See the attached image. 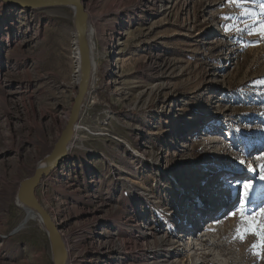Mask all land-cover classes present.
Returning <instances> with one entry per match:
<instances>
[{
    "label": "rangeland",
    "instance_id": "obj_1",
    "mask_svg": "<svg viewBox=\"0 0 264 264\" xmlns=\"http://www.w3.org/2000/svg\"><path fill=\"white\" fill-rule=\"evenodd\" d=\"M83 2L93 83L65 162L35 190L68 264H168L139 253L167 241L175 264H264L258 238L236 234L264 209V0ZM75 54L71 9L0 3V264H52L16 191L64 128Z\"/></svg>",
    "mask_w": 264,
    "mask_h": 264
},
{
    "label": "water",
    "instance_id": "obj_2",
    "mask_svg": "<svg viewBox=\"0 0 264 264\" xmlns=\"http://www.w3.org/2000/svg\"><path fill=\"white\" fill-rule=\"evenodd\" d=\"M0 3L23 10H41L48 8H69L73 11V27L78 54V79L76 94L73 97L64 128L61 130L53 147L34 168L32 174L20 181L16 191L17 203L33 217H37L46 232L52 264H68L66 246L59 228L54 224L47 211L39 204L35 190L41 180L65 162L70 141L78 122L82 103L88 93L93 78V57L89 39V18L83 0H0ZM24 223V221H23Z\"/></svg>",
    "mask_w": 264,
    "mask_h": 264
},
{
    "label": "bare ground",
    "instance_id": "obj_3",
    "mask_svg": "<svg viewBox=\"0 0 264 264\" xmlns=\"http://www.w3.org/2000/svg\"><path fill=\"white\" fill-rule=\"evenodd\" d=\"M91 27H90V24H89V26H88V33H89V39H92L91 37H92V31H91ZM93 43H91V49L93 50ZM77 55L78 54H75V64H76V68H78V58H77ZM93 57V56H92ZM95 68H96V65H95V63H94V61H93V78H94V71H95ZM93 78H92V80H93ZM91 80V82L93 83V81ZM77 125V124H76ZM75 128H76V126H75ZM55 170V169H54ZM54 170H52L51 172H50V174L54 171ZM49 174V175H50ZM48 175V176H49ZM232 185V183L230 182V181H225V186H231ZM233 186L230 188L231 190H233ZM229 192V191H228ZM232 192V191H231ZM210 193V192H209ZM210 194H206V196H209ZM205 196V197H206ZM231 196V195H230ZM219 199H222L223 198V195L221 194L220 196L218 195L217 196ZM232 198L233 199H236V195L235 194H233L232 195ZM206 199V198H205ZM202 205L203 204H200V206L202 207ZM204 206V205H203ZM206 206V205H205ZM210 207H214V206H212V205H209ZM221 209H224V207H221ZM199 210H201V208H199ZM29 216L31 215V214H28ZM167 215V214H166ZM168 215H175L174 213H171L170 211L168 212ZM184 220V219H183ZM125 226H126V224H124ZM208 225L209 226H211V227H214L215 226V224H214V221H210L209 223H208ZM188 226V223H186L185 225H184V227H187ZM148 227H149V225H146L145 226V228L146 229H148ZM210 228V227H209ZM62 240H63V238H62ZM144 241V240H143ZM142 241V242H143ZM210 241H212V243H211V245H215L216 244V242H215V239H213L212 237L211 238H204V240H201V238H199L198 240H197V242L194 244V247H196L197 248V250H199L201 247H203V246H205V245H207V244H210ZM64 242V241H63ZM120 242V245L121 244H124L125 242H129V241H125V240H122V241H119ZM65 244V243H64ZM155 245H154V247L153 248H149V247H146V246H144V242H143V245L141 244L140 246H139V248H140V250H139V253H141V254H144V253H149V252H151V254L152 255H154V259H156L157 258V255H156V250L157 249H159V251H160V257L163 259V261L164 262H166V263H170L171 262V264H175V262H176V260L180 257V254H179V252L177 251V248H174V243H170V242H156V243H154ZM125 245V244H124ZM189 247V246H188ZM117 250H119L118 248H116V251ZM118 252V251H117Z\"/></svg>",
    "mask_w": 264,
    "mask_h": 264
},
{
    "label": "snow or ice",
    "instance_id": "obj_4",
    "mask_svg": "<svg viewBox=\"0 0 264 264\" xmlns=\"http://www.w3.org/2000/svg\"><path fill=\"white\" fill-rule=\"evenodd\" d=\"M249 34L251 35L254 33L251 30H249ZM259 35L262 38H264V23L260 24L259 26ZM262 179H264V177H262ZM243 187L245 189V196H246L247 189H249L251 186L245 184ZM241 223L246 225V227H244L243 230H241L240 227H237L236 229L237 236L241 240H243L245 236L248 234L256 236L259 242L257 244L252 245V251L254 255H256L258 258H261L262 256H264V209H261L258 219L256 217H253L252 219H242Z\"/></svg>",
    "mask_w": 264,
    "mask_h": 264
}]
</instances>
